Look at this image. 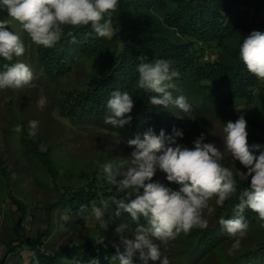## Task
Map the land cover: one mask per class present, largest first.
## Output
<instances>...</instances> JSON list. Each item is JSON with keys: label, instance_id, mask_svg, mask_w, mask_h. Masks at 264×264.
I'll use <instances>...</instances> for the list:
<instances>
[{"label": "trees", "instance_id": "obj_1", "mask_svg": "<svg viewBox=\"0 0 264 264\" xmlns=\"http://www.w3.org/2000/svg\"><path fill=\"white\" fill-rule=\"evenodd\" d=\"M154 14L160 17L156 20L148 18ZM110 18L112 35L107 38L97 37L90 24L76 28L64 26L62 38L53 47L35 45L33 49L28 47L23 34L24 55L14 57L12 61L0 57V71L4 70L5 64L23 62V57L30 52L29 59L24 61L42 78L57 81L68 74L75 79L80 77L77 78L79 82L76 79L78 87L66 89L62 97H57V111L55 116L52 115L54 120L68 128L93 126L108 137L120 139L129 150L134 149L127 145V141L136 135L142 138L150 129L156 135L161 130L166 135H171L174 128L182 130L183 138H177L181 144L193 128L206 126L216 116L215 112L238 110L239 106L252 99L253 93L260 96L264 109V81L250 74L239 57L240 45L247 35L253 30L264 33V0H118V7ZM5 19H8L7 11L2 10L0 20ZM8 30L15 32L11 24ZM207 54L216 56L205 58ZM222 54L227 59L219 58ZM142 55L149 60L164 58L172 61V69L179 73L173 80L175 88L171 90L172 95L174 98L186 97L192 105L194 119L174 105L164 108L149 103L152 96L159 94L138 87V57ZM94 57L100 58L99 70L83 73V60ZM116 90L126 91L134 99L130 113L132 121L121 129L104 123L105 116L110 114L107 100ZM261 136L248 137V143L264 146V134ZM24 144L25 150L30 148L37 158L47 155V149L41 153L37 142L28 148L30 138ZM255 153L259 154L258 151ZM38 160H42L57 190L48 210L57 212L60 218L53 223L46 222L45 230L34 236L18 233L16 238L10 239L0 264H89V260L94 258H99L100 264H119L113 259L116 249L99 234L106 227H117L123 223L132 229L136 227L127 212L121 210L119 216L115 214L118 205L113 200L123 199L127 203L124 194L106 181L103 169L98 167L80 179L81 184L71 186L57 182L48 158ZM234 179L236 192L228 198L220 216L208 224L207 229L196 228L188 234L181 233L166 245L160 244L162 258L167 255L170 264H204L218 246L231 240L219 219L232 218L240 192L250 185V182L238 180L236 173ZM168 187L179 190L180 186L173 183ZM81 205L86 206L84 211H81ZM94 208L103 211L105 223L95 218ZM23 215L21 212L20 218ZM243 215L247 222L258 218L247 208ZM89 220L94 221L92 231L97 235L84 241L70 240L56 248L50 247L48 238L55 229L66 236L72 222L87 227ZM139 224L147 227L143 217ZM154 243L159 244L160 241L154 239ZM133 264L144 262L134 255ZM148 264H160V261L149 260ZM222 264H264V241L249 249L237 250Z\"/></svg>", "mask_w": 264, "mask_h": 264}, {"label": "clouds", "instance_id": "obj_2", "mask_svg": "<svg viewBox=\"0 0 264 264\" xmlns=\"http://www.w3.org/2000/svg\"><path fill=\"white\" fill-rule=\"evenodd\" d=\"M117 7L118 0H0V11L6 10L10 18L0 20V57L12 61L26 51L20 36L8 30L12 21L19 23L33 44L50 48L62 38L64 26L76 28L90 24L97 37H110V17ZM68 34L72 35L71 32ZM239 57L250 74L264 81V33L253 30L247 35L240 45ZM138 59V87L159 94L152 96L149 103L164 108L174 105L194 119L192 105L186 97L174 98L172 95L173 80L179 76L172 69V61L164 58L149 60L143 55ZM34 78L32 68L25 62L5 64L4 70L0 71V91L22 89ZM106 107L110 114L105 116L104 123L120 129L131 123L134 99L128 92L113 91ZM28 128L29 137L35 136L39 121H29ZM14 131L20 132L21 126ZM223 132L226 152L247 169L246 173L242 172L244 177L251 178L249 187L238 196L232 218L219 219V224L233 238L228 250L232 255L248 232L249 224L243 215L245 209H250L264 221V146L248 143L247 122L243 115L235 122L228 121ZM177 138H183L182 130L174 128L171 135L161 130L156 135L150 129L142 138L136 135L127 141L134 149L129 157L101 166L106 181L115 185L128 200L127 203L123 199L113 200L118 205L116 216L123 210L136 223L134 229L127 223L115 229L119 243L113 245L116 249L113 259L119 264H133L137 253L144 264L149 260L170 264L167 255L162 258L160 244L166 245L181 233L188 234L196 228L207 229L204 210L213 211L209 201L215 198V203L222 207L236 192L234 173L221 164L224 153L220 148L214 143H205L203 133L193 141L192 147L177 143ZM257 151L259 155L254 154ZM157 170L165 174L170 184L179 185V190L153 182ZM85 209L86 206L81 205V211ZM93 211L95 218L103 221V211L100 208ZM141 217L147 221V227L139 224ZM154 239L160 243H154ZM89 264H100V260L91 259Z\"/></svg>", "mask_w": 264, "mask_h": 264}, {"label": "rangeland", "instance_id": "obj_3", "mask_svg": "<svg viewBox=\"0 0 264 264\" xmlns=\"http://www.w3.org/2000/svg\"><path fill=\"white\" fill-rule=\"evenodd\" d=\"M154 15H149L148 18L156 20L160 17L157 14ZM10 24L22 41L23 34L25 35L28 47L34 49L35 44L30 41L19 23L12 21ZM30 55L29 52V55L23 59L26 61ZM207 56L213 59L216 54H207L205 58ZM219 58L227 59L224 54ZM100 63L98 57L84 59L81 69L83 73H95L99 70ZM38 75L39 72H34L36 80L34 78L30 85L22 89L0 91V263L6 255L10 239L16 238L18 233L29 237L34 236L40 230H45L46 222L53 223L60 218L57 212L48 210V204L55 199L57 190L42 160H38L39 158L49 159L53 169L52 175L55 176L57 182L78 186L81 184L80 179L86 177L94 168L102 169L101 166L104 163L119 162L129 157L133 151L122 144L120 139L113 136L108 137L93 126L76 125L68 128L58 120H54L53 116L57 111V97H62L66 89L78 87L77 78H81L76 77L78 80L76 82L75 77L68 74L67 77L54 81ZM261 104L260 96L253 93L252 99L239 106L238 110L223 112L218 110L215 112L216 116L207 123L208 126L202 129L196 126L181 144L192 147L193 141L203 133L206 137L205 143H214L224 153L221 164L232 169L238 180L250 182L251 178L246 179L243 175L247 169L239 161H233L226 152L223 128L228 121L235 122L243 115L247 122L248 137H262L264 109ZM32 120L39 121V128L35 136L29 137L28 124ZM17 126H21L20 132L14 131ZM28 138H30L28 148L36 145L32 143L37 142L42 149L41 153L47 149V155L42 154L37 158V155L29 150L30 148L26 151L24 143ZM153 182H160L167 187L170 185L165 174L159 170L153 177ZM224 205L222 207L217 205L215 198L209 201V206L213 211L209 213L207 209L204 210V218L207 219L208 224L220 216ZM21 212H24V215L20 218ZM17 219L19 223L16 224ZM93 222V220L88 221L90 227H86L85 224L78 225L76 221L72 222L70 232L66 233V236L55 229L48 238L50 247L56 248L61 243L70 240L84 241L89 236L97 235L95 231H92ZM248 224L247 235L238 249L241 251L264 241L262 237L264 236V221L257 218ZM51 228L54 229V227ZM116 228L115 226L106 227L99 235L111 245L118 244L119 236L115 233ZM128 238H132L130 233ZM232 243L233 238L226 244L218 246L214 254L204 261V264L224 263L237 252L235 251L232 255L228 254ZM136 255L139 257V253Z\"/></svg>", "mask_w": 264, "mask_h": 264}]
</instances>
